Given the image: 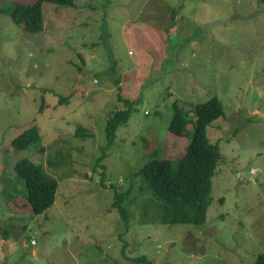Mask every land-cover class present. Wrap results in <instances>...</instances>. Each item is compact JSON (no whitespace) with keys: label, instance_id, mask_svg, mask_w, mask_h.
Returning <instances> with one entry per match:
<instances>
[{"label":"rangeland","instance_id":"rangeland-1","mask_svg":"<svg viewBox=\"0 0 264 264\" xmlns=\"http://www.w3.org/2000/svg\"><path fill=\"white\" fill-rule=\"evenodd\" d=\"M17 1L36 0L0 8ZM42 12L37 34L0 14V264H255L264 252V4L75 0L44 2ZM119 92L141 103L100 168ZM212 97L224 116L207 135L223 158L206 224H161L160 203L131 173L151 156L181 158L192 126L187 137L170 134L172 105L193 110ZM33 126L41 142L14 150ZM24 158L58 182L41 215L24 206L15 173ZM131 187L126 231L113 203Z\"/></svg>","mask_w":264,"mask_h":264},{"label":"trees","instance_id":"trees-1","mask_svg":"<svg viewBox=\"0 0 264 264\" xmlns=\"http://www.w3.org/2000/svg\"><path fill=\"white\" fill-rule=\"evenodd\" d=\"M260 1L264 4V0ZM44 2L59 6H72L75 0H36L30 4L17 1L8 7L0 8V14L9 15L13 22L26 32L37 34L44 28L42 12ZM118 99L122 104V109L110 111L109 117L105 120L106 145L101 148L102 153L95 163L100 168H104L102 162L114 145L119 128L128 124L135 107L141 103L140 98L131 100L123 97L121 92L118 94ZM172 107L170 134L187 137L191 131L189 128L192 126L191 140L184 148L183 156L179 159L151 156L144 159V164L138 171L131 173V178L141 177L145 186H141L140 189L151 192L160 203L157 220L161 224L204 225L211 204L215 167L223 158L219 144L210 141L207 129L224 116V108L217 97L195 104L193 110H185L177 102ZM191 112L194 114L191 115ZM85 135L87 134L82 127L76 132L78 137H85ZM41 139L39 128L33 126L17 136L11 144L14 150L22 151L40 143ZM40 152L43 153L44 148H41ZM15 173L19 180L25 182L24 206L29 208L31 213L41 215L54 205L58 182L46 173L42 165L24 158L16 163ZM131 192L132 187L121 193L116 191V200L113 203V208L120 214L126 231L129 228L130 214L125 206V200ZM9 202L12 204L11 201ZM140 262L152 264L144 256L137 259L136 263ZM255 264H264V252L257 255Z\"/></svg>","mask_w":264,"mask_h":264}]
</instances>
